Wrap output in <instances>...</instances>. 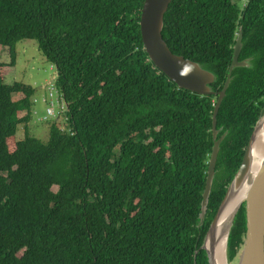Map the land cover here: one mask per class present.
I'll use <instances>...</instances> for the list:
<instances>
[{
	"label": "trees",
	"instance_id": "1",
	"mask_svg": "<svg viewBox=\"0 0 264 264\" xmlns=\"http://www.w3.org/2000/svg\"><path fill=\"white\" fill-rule=\"evenodd\" d=\"M142 2L0 0L9 55L0 61V264H207L194 251L264 109V0H171L163 15L169 50L211 71L214 91L238 26L239 58L251 57L231 71L217 110V138L226 133L201 224L216 96L179 88L148 59ZM21 39H34L54 66L66 105L64 125L52 121L45 142L28 133L33 88L4 82ZM244 233L242 204L229 261Z\"/></svg>",
	"mask_w": 264,
	"mask_h": 264
},
{
	"label": "water",
	"instance_id": "2",
	"mask_svg": "<svg viewBox=\"0 0 264 264\" xmlns=\"http://www.w3.org/2000/svg\"><path fill=\"white\" fill-rule=\"evenodd\" d=\"M170 1L171 0H143L138 25L143 49L148 59L158 70L163 72V74L179 88L200 95L213 94L216 96L211 114V137L213 141L206 166L204 187L200 200V211L197 216V221L201 224L205 215L208 196L214 178V167L219 144L226 133L224 132L217 138V133L220 130V128H216L217 110L230 82L231 71L235 67H250L251 57L249 59L238 60V54L242 46L241 27H239L232 46L231 61L228 66L225 80L222 87L218 91H214L210 86L214 81V74L203 68L201 64L171 52L162 37L163 15ZM257 130L262 131L264 134V109H262L252 127V131L243 150L241 161L233 177L226 186L223 197L205 231L202 242L199 248L194 251L193 257H195L198 250H203L206 255L207 264H219L215 261L213 249L211 247L212 230L217 222L220 210L230 199L231 190L237 189L245 181L247 182V188L244 196L232 206L222 221V226H225V234L220 260L223 262L222 264H264V145L262 158L256 169L253 170L251 176L247 179L251 164L248 150ZM242 204L245 210V233L239 250L229 261L226 252L229 230Z\"/></svg>",
	"mask_w": 264,
	"mask_h": 264
},
{
	"label": "rangeland",
	"instance_id": "3",
	"mask_svg": "<svg viewBox=\"0 0 264 264\" xmlns=\"http://www.w3.org/2000/svg\"><path fill=\"white\" fill-rule=\"evenodd\" d=\"M15 62L13 65L4 66V82L11 84L14 81L21 82L33 88L32 98L36 99L31 105L30 119L26 123L28 133L40 141L45 142L48 136V126L52 121H56L59 127L64 125V115L59 114L54 118H45L46 103L50 104L49 98L52 100L53 107L56 110L58 89L54 85L55 68L46 60L43 54L39 51L37 43L34 39H21L15 43ZM0 61L7 63L9 55L7 48L0 45ZM51 96L48 97V92ZM48 98L44 102L43 98ZM34 112V113H33ZM23 113V111H22ZM24 122L17 125L16 138H22L24 134ZM53 190L56 186L52 187Z\"/></svg>",
	"mask_w": 264,
	"mask_h": 264
},
{
	"label": "bare ground",
	"instance_id": "4",
	"mask_svg": "<svg viewBox=\"0 0 264 264\" xmlns=\"http://www.w3.org/2000/svg\"><path fill=\"white\" fill-rule=\"evenodd\" d=\"M264 134L262 131L257 130L249 146L248 154L250 158V169L247 179L251 176L254 169H256L260 159L263 155V145H264ZM247 188V182L245 181L237 189L231 190L229 201L222 207L217 217V222L212 230V242L211 247L213 249V254L215 261L219 264L223 262L220 260V255L222 254L223 238L225 234V226H222V221L232 206L238 202L245 193Z\"/></svg>",
	"mask_w": 264,
	"mask_h": 264
},
{
	"label": "built area",
	"instance_id": "5",
	"mask_svg": "<svg viewBox=\"0 0 264 264\" xmlns=\"http://www.w3.org/2000/svg\"><path fill=\"white\" fill-rule=\"evenodd\" d=\"M241 2H242V4H244L246 2V0H241ZM50 96H51V92L49 91L48 97H50ZM56 97H57L58 108L56 110L54 109L52 100L49 98L50 104L46 103L45 117L43 119L48 118V117L54 118L56 116V114L58 116L59 115L58 113H60L64 109V107H66L64 101L62 100V98L59 95V92H57ZM33 101H35V98L33 99ZM43 101L44 102L48 101V98L44 97Z\"/></svg>",
	"mask_w": 264,
	"mask_h": 264
},
{
	"label": "flooded vegetation",
	"instance_id": "6",
	"mask_svg": "<svg viewBox=\"0 0 264 264\" xmlns=\"http://www.w3.org/2000/svg\"><path fill=\"white\" fill-rule=\"evenodd\" d=\"M239 27H241V26H238L237 31H238ZM237 31H236V33H237ZM236 33H235V37H236ZM235 37H234V39H235ZM241 37H242V32H241ZM239 53H240V51H239ZM246 58L249 59L250 56L245 57V58H243V59H246ZM238 60H242V59L239 58V54H238Z\"/></svg>",
	"mask_w": 264,
	"mask_h": 264
}]
</instances>
